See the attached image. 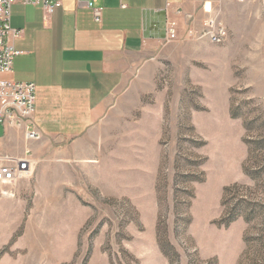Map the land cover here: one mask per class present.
<instances>
[{
  "label": "rangeland",
  "instance_id": "obj_1",
  "mask_svg": "<svg viewBox=\"0 0 264 264\" xmlns=\"http://www.w3.org/2000/svg\"><path fill=\"white\" fill-rule=\"evenodd\" d=\"M224 7L228 39L160 47L88 155L50 141L0 190V264H264V0Z\"/></svg>",
  "mask_w": 264,
  "mask_h": 264
},
{
  "label": "crops",
  "instance_id": "obj_2",
  "mask_svg": "<svg viewBox=\"0 0 264 264\" xmlns=\"http://www.w3.org/2000/svg\"><path fill=\"white\" fill-rule=\"evenodd\" d=\"M228 1L95 0L99 22L85 0H62L50 15L40 5H12L10 26L20 33L10 42L22 53L0 78L34 83L40 138L26 141L22 130L0 125V155L36 161L50 141L59 147L74 141L80 146L73 150L88 155L87 134L107 118L134 71L160 47L183 40L187 29L200 31L206 18L223 23ZM169 20L176 23L173 41L167 39ZM57 154L64 156V149Z\"/></svg>",
  "mask_w": 264,
  "mask_h": 264
},
{
  "label": "built area",
  "instance_id": "obj_3",
  "mask_svg": "<svg viewBox=\"0 0 264 264\" xmlns=\"http://www.w3.org/2000/svg\"><path fill=\"white\" fill-rule=\"evenodd\" d=\"M62 0H0V73H8L12 69L13 60L22 51L15 49L11 39L19 36V31L10 26L11 7L16 3L40 5L45 15H50L53 10L61 6ZM86 6L91 9L93 19H101V8L95 0H85ZM167 39H178L175 32L176 23L169 20ZM229 37L227 26L216 17H208L202 23L200 31L187 29L186 37L192 40H207L212 44H223ZM36 95L35 85L30 81H15L0 78V125L4 128L20 129L26 141L38 140L39 130L33 118ZM32 159L23 157H10L0 160V190L11 187L18 181L28 178L34 171Z\"/></svg>",
  "mask_w": 264,
  "mask_h": 264
},
{
  "label": "trees",
  "instance_id": "obj_4",
  "mask_svg": "<svg viewBox=\"0 0 264 264\" xmlns=\"http://www.w3.org/2000/svg\"><path fill=\"white\" fill-rule=\"evenodd\" d=\"M234 218V216H232L229 220H227L224 224L228 225V223Z\"/></svg>",
  "mask_w": 264,
  "mask_h": 264
},
{
  "label": "bare ground",
  "instance_id": "obj_5",
  "mask_svg": "<svg viewBox=\"0 0 264 264\" xmlns=\"http://www.w3.org/2000/svg\"><path fill=\"white\" fill-rule=\"evenodd\" d=\"M29 163H30V166H33V163H32V161H30Z\"/></svg>",
  "mask_w": 264,
  "mask_h": 264
}]
</instances>
